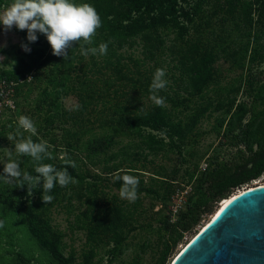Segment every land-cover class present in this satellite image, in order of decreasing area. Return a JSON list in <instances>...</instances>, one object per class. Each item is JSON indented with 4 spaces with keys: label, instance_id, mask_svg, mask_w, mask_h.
I'll use <instances>...</instances> for the list:
<instances>
[{
    "label": "rangeland",
    "instance_id": "obj_1",
    "mask_svg": "<svg viewBox=\"0 0 264 264\" xmlns=\"http://www.w3.org/2000/svg\"><path fill=\"white\" fill-rule=\"evenodd\" d=\"M149 1L138 13L129 9L142 18L139 30L124 23L126 45L98 28L90 44L72 42L66 59L52 54L42 34L25 52L27 30L0 27V173L14 159L22 171L41 176L30 191L0 181V264H59V254L68 264H162L166 224L194 204L205 172L248 156L246 147L232 145L231 133L223 134L238 103L251 137L264 123V0H241L253 3L252 25L214 0ZM11 2L0 0V11ZM75 2L96 9L95 0ZM257 30L254 43L247 34ZM105 42V55L80 53ZM210 54L198 83L191 64ZM157 69L167 81L156 92L165 98L162 106L151 98ZM21 115L37 128L36 134L21 129L23 138L46 141L52 158L34 162L14 152L21 137L9 136ZM231 126L236 135L239 123ZM39 163L67 168L75 183L57 184L46 193L53 199L43 201ZM124 174L139 178L134 202L120 196L116 177ZM257 182L264 184V173L241 187ZM211 215L185 234L166 264Z\"/></svg>",
    "mask_w": 264,
    "mask_h": 264
},
{
    "label": "clouds",
    "instance_id": "obj_2",
    "mask_svg": "<svg viewBox=\"0 0 264 264\" xmlns=\"http://www.w3.org/2000/svg\"><path fill=\"white\" fill-rule=\"evenodd\" d=\"M102 26V19L95 7L90 3H77L75 0H12V2L0 11V27L5 31L15 27L18 30H27V43H22L21 48L25 52H30V44L35 43L39 35H44L51 46L52 54L64 56L66 59L68 49L72 47V42L87 45L92 42V37L96 30ZM108 44L101 43L99 47H81L80 53L83 56L89 54H107ZM3 57L0 56V61ZM163 69H157L154 73L150 88L152 89V100L156 105L162 106L165 98L157 96L156 92L166 87L167 81L164 79ZM11 103V102H9ZM36 134L37 128L33 120L25 115H21L17 122L16 133L10 134V139L21 137L15 144V153L27 155L34 162H39L45 157L52 158V153L48 151V144L35 142L31 136L23 138L24 132ZM9 156L12 155L11 149H5ZM65 164L75 167V162L66 160ZM35 172L42 174V197L43 201L50 202L52 195H47L58 184L66 187L70 183H75L67 168L57 169L53 164L39 163L35 167ZM117 180L123 183L120 188L121 198L134 202L138 197L139 178L124 174L117 176ZM17 181L21 186H27L29 191L40 186V175H32L22 171L20 164L16 160H9L3 173H0V181ZM3 221H0V228H3Z\"/></svg>",
    "mask_w": 264,
    "mask_h": 264
},
{
    "label": "trees",
    "instance_id": "obj_3",
    "mask_svg": "<svg viewBox=\"0 0 264 264\" xmlns=\"http://www.w3.org/2000/svg\"><path fill=\"white\" fill-rule=\"evenodd\" d=\"M96 10L101 16L102 26L100 31L106 37L116 42L119 47H123L129 42L128 35L125 34V22H130L132 26L138 29L140 17H132V12H140V9L150 5L149 0H95ZM154 2V0H152ZM222 9H226V13L235 16L236 12L242 14L245 23L252 25L249 19V12L253 8L251 1L241 0H214ZM151 7H154L151 6ZM259 22V20L257 21ZM248 38L254 43L261 37V32L249 31ZM253 51L251 52V54ZM212 55H207L200 61H194L190 70L194 76V80L201 82L203 75L206 73V66L211 62ZM246 113L242 110V104L238 103L233 108L230 118L227 121L226 129L223 134L231 133L235 137L232 145L234 147L244 146L248 156L244 157V161L240 164L226 163L208 169L204 176V187L199 191L196 201L193 205L188 206L185 211H180L178 218L173 222H167L165 233L167 236L166 248L162 255V264H166L168 258L172 255L175 248L183 240L185 234L191 233L194 228L200 224L204 214H213L216 204L219 205L224 199H227L236 189L242 188L243 184L259 179L264 173V123H261L257 132L250 136L248 125H242V121ZM239 123V132L234 135V127L232 122ZM230 127V128H229ZM228 128V129H227ZM251 138H255L251 141ZM258 138V140H256ZM257 149L254 151V145ZM249 166V168H248ZM244 169L241 173L240 170ZM217 209V208H216ZM214 211V212H213ZM59 264H68L67 260L58 255ZM169 264V263H168Z\"/></svg>",
    "mask_w": 264,
    "mask_h": 264
},
{
    "label": "water",
    "instance_id": "obj_4",
    "mask_svg": "<svg viewBox=\"0 0 264 264\" xmlns=\"http://www.w3.org/2000/svg\"><path fill=\"white\" fill-rule=\"evenodd\" d=\"M177 254L169 264H264V187L234 200Z\"/></svg>",
    "mask_w": 264,
    "mask_h": 264
},
{
    "label": "bare ground",
    "instance_id": "obj_5",
    "mask_svg": "<svg viewBox=\"0 0 264 264\" xmlns=\"http://www.w3.org/2000/svg\"><path fill=\"white\" fill-rule=\"evenodd\" d=\"M264 187V184L262 183H254L253 185H249V186H245L239 189H236L234 191V193H232L227 199H224L221 203H219L217 209L215 210V212L211 215L210 219L197 231V233L179 250L178 254L184 250V248L190 244L197 236H199L200 234H202L207 228L208 226L219 216V214L227 207L229 206L234 200H236L237 198H239L240 196L251 192L255 189ZM177 254V255H178Z\"/></svg>",
    "mask_w": 264,
    "mask_h": 264
},
{
    "label": "built area",
    "instance_id": "obj_6",
    "mask_svg": "<svg viewBox=\"0 0 264 264\" xmlns=\"http://www.w3.org/2000/svg\"><path fill=\"white\" fill-rule=\"evenodd\" d=\"M175 221V220H174Z\"/></svg>",
    "mask_w": 264,
    "mask_h": 264
}]
</instances>
